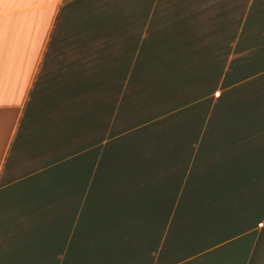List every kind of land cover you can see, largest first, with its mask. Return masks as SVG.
Here are the masks:
<instances>
[{
  "label": "crops",
  "instance_id": "obj_1",
  "mask_svg": "<svg viewBox=\"0 0 264 264\" xmlns=\"http://www.w3.org/2000/svg\"><path fill=\"white\" fill-rule=\"evenodd\" d=\"M0 264H264V0H0Z\"/></svg>",
  "mask_w": 264,
  "mask_h": 264
}]
</instances>
